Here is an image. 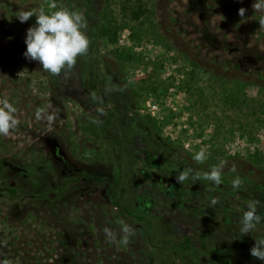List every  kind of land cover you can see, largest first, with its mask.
<instances>
[{
    "label": "rangeland",
    "instance_id": "obj_1",
    "mask_svg": "<svg viewBox=\"0 0 264 264\" xmlns=\"http://www.w3.org/2000/svg\"><path fill=\"white\" fill-rule=\"evenodd\" d=\"M151 4L154 35L134 43L126 27L115 42L90 41L70 72L56 76L25 58L26 31L36 17L21 23L17 15L32 9L80 12L84 6L90 39V24L104 0H60L55 8H45V0H0V100L12 103L20 120L8 137L0 136V264H225L223 257L242 253L245 241L249 252L246 248V255L228 264H264L250 254L256 240L264 239V220L240 236L239 226L230 223L233 213L222 214L219 205L229 198L225 191L242 197V190L229 186L238 175L249 179L245 197L257 202L264 217V161L260 166L250 159L257 152L264 157V124L250 115L248 105L239 111L222 98L231 81L247 84L240 89L234 84L240 99L249 100L264 88V0ZM114 14L120 15L116 6ZM116 49L140 58L121 62ZM194 64L197 76L188 92L183 83ZM157 80L169 84L159 97L148 91ZM259 96L264 104V92ZM147 102L160 107L159 117L151 116L160 126L159 140L143 131ZM110 111L107 129L119 144L104 137L94 118ZM222 113L226 128L240 122L246 127L226 133L223 153L212 159L214 124ZM49 115L54 119L49 121ZM201 149L208 158L197 164L192 157ZM221 161H227L224 187L197 180L195 173L181 184L176 180L188 168L201 175ZM149 170L162 180L147 177ZM78 171L106 178H79ZM214 195L219 202L210 207ZM112 200L144 220L123 214ZM121 222L135 232L127 245L119 235L110 242L104 231L119 233ZM186 237L192 241L183 249L179 243ZM196 239L218 251L220 260L201 250Z\"/></svg>",
    "mask_w": 264,
    "mask_h": 264
},
{
    "label": "clouds",
    "instance_id": "obj_2",
    "mask_svg": "<svg viewBox=\"0 0 264 264\" xmlns=\"http://www.w3.org/2000/svg\"><path fill=\"white\" fill-rule=\"evenodd\" d=\"M56 7L55 4L52 5ZM255 7L260 8L257 4ZM245 9L240 8L239 14L244 15ZM36 17V24L29 27L25 35L26 50L24 56L26 59L39 61L42 68L52 75L59 76L62 72L67 74L74 67L77 57L83 56L88 52L90 39L87 35L86 29L88 27L87 21L83 14L78 11H69L60 9L51 13H46L43 9L39 11L24 10L21 11L17 17L21 23L27 22L31 17ZM17 108L7 99L0 100V136L8 137L10 132L17 129L20 120L17 118ZM37 118H40V113H37ZM49 121L54 117L49 115ZM205 150L201 149L196 152L192 159L197 164H203L207 160ZM227 161H221L217 166L211 167L209 171L204 172L202 176H196L195 179H202L210 182L215 186L222 183L223 169ZM232 172L236 169L233 167ZM193 177V170L188 168L180 172L176 176L179 184L190 180ZM243 181L237 175L231 182L232 189L238 190L241 188ZM216 198L210 201V207L218 204ZM264 217L257 211V202H246V210L242 218L239 220L241 227L239 229L240 236L249 234L261 224ZM106 236L109 241H116L117 236H120V243L127 245L130 239L135 235L133 228L121 222L119 233L105 228ZM250 254L264 261V239L256 240V244L250 249ZM7 264V262H4Z\"/></svg>",
    "mask_w": 264,
    "mask_h": 264
},
{
    "label": "trees",
    "instance_id": "obj_3",
    "mask_svg": "<svg viewBox=\"0 0 264 264\" xmlns=\"http://www.w3.org/2000/svg\"><path fill=\"white\" fill-rule=\"evenodd\" d=\"M60 0H45V8L50 4H57ZM114 6H116L119 9V16H115L114 14ZM57 9H51L48 11H45L46 13H51L53 11H56ZM72 11V10H69ZM87 11L84 16H87ZM129 27L130 28V38L134 43L140 42L142 38L148 34L154 35L156 33V25L154 21V9L151 4V0H104V5L98 14H96L94 21L90 24L89 29V36L90 41L94 44L96 42V39L101 37H106L109 42H115L117 39L118 32L123 29ZM158 35V34H157ZM164 45L167 46V43H164ZM115 56L117 59H119L121 62L125 61H137L140 57L135 56L130 50L126 51H119L114 50ZM194 69L189 73L188 79L184 81L183 87L187 89L189 92L190 86L194 83L195 78L197 76L196 72V65L194 64ZM150 82V81H149ZM234 84L240 89L247 86V84H243L239 81H231V85L228 89V91H225L224 94H222L223 102L226 106H229V108H236V110L243 111V108L248 105L250 108L249 112L250 115L257 117V122L264 124V104L262 103L261 99L257 98L260 97L259 94H262L264 92V88H259L256 95L251 96L248 100L246 96L238 98L237 94L238 92L234 90ZM168 83L165 81L161 82L160 80L157 81H151L148 86V91H155V94L157 97L160 96L161 93L165 91V89L168 87ZM189 88V89H188ZM195 91H198L196 89ZM199 100H203L201 98V94H199ZM198 100V101H199ZM258 103V104H257ZM191 109V108H190ZM218 113V112H216ZM236 113V112H233ZM193 114V113H192ZM223 114V113H222ZM194 115V114H193ZM225 115H222V118H219L214 124V146L212 147L210 151V157L213 159L214 157H218L223 153L222 144L225 141V134L226 133H235L234 130H242L244 131L245 125L240 122L237 128H226L223 124V120ZM113 117V112L110 111L107 116L98 117L96 114H94V118L98 120L100 129L102 131V134L105 138L110 139L115 144H119L120 141L118 137H116L114 134L110 133L107 129L108 125L111 123V119ZM170 117H172L170 115ZM146 119V122L148 124H151L153 126V129L155 131L159 130V125L157 124L156 120H154L151 116L146 115L144 117ZM169 120V118H165L162 123H166ZM190 121L192 124H195L196 122L192 121L190 118ZM56 149V148H55ZM251 161L255 164L262 165L264 161V157L260 153H255L251 155ZM66 162V160H65ZM73 169V173L77 172V169ZM79 172V171H78ZM197 174L199 173L193 172ZM148 176V174H147ZM78 177L80 178H86L89 180H102L105 179L106 176H98L94 177L84 171H80L78 173ZM7 191L11 192V194H15L14 188H6ZM112 204L119 208V210L135 219L144 220L143 216L137 214L134 215L131 213V211L122 203L118 201H113ZM167 241V240H166ZM191 240L189 237H186L184 241L180 242L179 244L182 246L183 249H187ZM218 258V257H217ZM216 258V259H217ZM218 260V259H217ZM225 264H228V261H225Z\"/></svg>",
    "mask_w": 264,
    "mask_h": 264
},
{
    "label": "flooded vegetation",
    "instance_id": "obj_4",
    "mask_svg": "<svg viewBox=\"0 0 264 264\" xmlns=\"http://www.w3.org/2000/svg\"><path fill=\"white\" fill-rule=\"evenodd\" d=\"M85 13H86V9H85V12H84L83 16L85 15ZM144 117H142V119H145ZM145 121H146V119H145ZM143 131H144V134L149 139L154 138V136H155V138L157 140L160 139V136L155 134V130L153 129V126L151 124L147 123L145 125V127L143 128ZM163 144H164V146H168L170 149H172L171 146H169L168 142L164 141ZM142 148H143V146H142ZM144 153H146L149 157L154 158V156L151 155L148 151H144ZM144 174L146 176L148 174L147 177H149V175H150V177L154 178L158 182L162 180V177L159 174H157L156 172H154L153 170H149V172H144ZM221 186L224 187V184L221 183ZM229 186H231V184ZM238 190H242V192H243L242 197H237L236 198L235 194L230 193L229 190L225 191V193L228 195L229 198H225V199L221 200V203L219 205H221L220 211H221L222 214H224V213H227V214L233 213V215L232 214L230 215L231 218H232V220H230V223H233L234 226H239L236 229H237V233L240 234L239 229L241 227V224L239 223V220L242 218L243 213L246 210V202L250 201L249 199H247L245 197L246 192L249 191V179H245L244 178L243 179V183L241 185V188L238 189ZM215 195L217 196V193H215ZM215 195H214V198H216ZM244 235H246V234H244ZM243 241H245V240L243 239ZM194 242L197 243V245L200 247L201 250L206 251L208 254H210L214 258V260H217V259H218L217 261L220 260L221 254L218 251L207 249V247L203 244V242L201 240H197L196 239ZM246 244H247L246 241L243 242L242 253H238V254H235L233 256H229V254L227 253V256L223 257L222 260L223 261H229L230 259H233L235 257L239 258L241 254L246 255V253H244L246 248H248V252H249L248 244L247 245Z\"/></svg>",
    "mask_w": 264,
    "mask_h": 264
},
{
    "label": "built area",
    "instance_id": "obj_5",
    "mask_svg": "<svg viewBox=\"0 0 264 264\" xmlns=\"http://www.w3.org/2000/svg\"><path fill=\"white\" fill-rule=\"evenodd\" d=\"M144 113L152 116V117H159L160 115V107L157 103L155 102H147L146 107L143 110Z\"/></svg>",
    "mask_w": 264,
    "mask_h": 264
},
{
    "label": "water",
    "instance_id": "obj_6",
    "mask_svg": "<svg viewBox=\"0 0 264 264\" xmlns=\"http://www.w3.org/2000/svg\"><path fill=\"white\" fill-rule=\"evenodd\" d=\"M85 9H86V7L83 6V7L81 8V11H80V12H81L82 14H84Z\"/></svg>",
    "mask_w": 264,
    "mask_h": 264
}]
</instances>
